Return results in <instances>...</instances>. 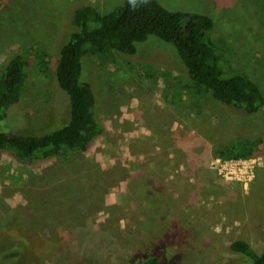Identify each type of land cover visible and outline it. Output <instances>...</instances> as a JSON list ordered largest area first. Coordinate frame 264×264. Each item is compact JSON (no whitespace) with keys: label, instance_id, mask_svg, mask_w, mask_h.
Here are the masks:
<instances>
[{"label":"rangeland","instance_id":"obj_1","mask_svg":"<svg viewBox=\"0 0 264 264\" xmlns=\"http://www.w3.org/2000/svg\"><path fill=\"white\" fill-rule=\"evenodd\" d=\"M25 1L31 17L0 6V75L27 48L47 52L50 71L31 57L19 112L0 130L44 133L68 118V96L60 90L56 99L62 19L83 1L110 12L125 0ZM160 2L212 17L222 67L246 73L264 92V0ZM138 49L85 59L105 127L86 152L28 165L0 150V264H135L152 254L164 264H250L230 249L239 239L263 252L264 107L246 117L199 93L173 45L155 36ZM255 139L253 156L219 154ZM219 159H242L253 176L230 180L215 168Z\"/></svg>","mask_w":264,"mask_h":264},{"label":"trees","instance_id":"obj_2","mask_svg":"<svg viewBox=\"0 0 264 264\" xmlns=\"http://www.w3.org/2000/svg\"><path fill=\"white\" fill-rule=\"evenodd\" d=\"M0 6H9L5 9L12 13L24 10L31 17V3L25 0H6ZM62 20L63 27L61 23L55 40L56 99L60 90L68 96V118L44 133L0 130V150L12 152L21 163L31 165L86 152L104 134L105 127L97 116L99 98L90 67L85 70V59L115 58L116 53L136 56L142 50L138 53V44L152 36L173 45L180 57L178 62L199 93L208 92L246 117L264 107V92L258 82L246 73L230 75L222 67L221 55L210 35L215 23L209 15L172 11L160 0H125L110 12L83 1L74 5ZM31 57L42 72L50 71L51 57L37 48L24 49L7 59L0 75V123L8 113L19 112L16 105L28 87ZM256 140L234 142L219 154L223 158L253 156L261 141ZM139 199L144 206L143 199ZM230 249L246 257L250 264H264V249L258 254L245 240L234 241ZM159 255H144L135 264H164Z\"/></svg>","mask_w":264,"mask_h":264},{"label":"built area","instance_id":"obj_3","mask_svg":"<svg viewBox=\"0 0 264 264\" xmlns=\"http://www.w3.org/2000/svg\"><path fill=\"white\" fill-rule=\"evenodd\" d=\"M219 170L220 174H223L226 178L231 179H239V175L249 174L246 178L251 179L252 171H249V168L246 167L245 161L242 159L239 160H230L224 159L221 161L220 159L217 160V166L215 167ZM244 168V169H243ZM253 176V175H252Z\"/></svg>","mask_w":264,"mask_h":264}]
</instances>
